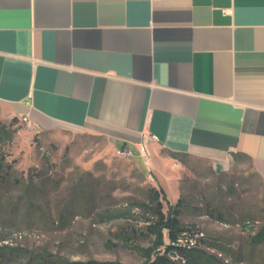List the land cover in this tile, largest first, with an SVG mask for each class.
Wrapping results in <instances>:
<instances>
[{"label": "crops", "instance_id": "0c3cea01", "mask_svg": "<svg viewBox=\"0 0 264 264\" xmlns=\"http://www.w3.org/2000/svg\"><path fill=\"white\" fill-rule=\"evenodd\" d=\"M23 115L159 184L178 156L264 179V0H0V121Z\"/></svg>", "mask_w": 264, "mask_h": 264}, {"label": "rangeland", "instance_id": "374dc122", "mask_svg": "<svg viewBox=\"0 0 264 264\" xmlns=\"http://www.w3.org/2000/svg\"><path fill=\"white\" fill-rule=\"evenodd\" d=\"M11 127L1 148L12 169L0 176V264H145L139 248L151 242L137 236L132 202L148 186L171 205L181 199L190 245L212 264H264V179L246 159L215 173L205 160L178 156L179 168L166 162L159 184L144 160L117 153L103 136L39 130L16 117Z\"/></svg>", "mask_w": 264, "mask_h": 264}, {"label": "trees", "instance_id": "16d2710c", "mask_svg": "<svg viewBox=\"0 0 264 264\" xmlns=\"http://www.w3.org/2000/svg\"><path fill=\"white\" fill-rule=\"evenodd\" d=\"M13 117L9 124L0 122V176L5 181L12 166L5 160L1 151L2 145L10 142L15 128H12ZM181 199L171 205L162 188L148 186L142 200L132 202V208L137 210V221L142 224V229L137 232L138 237H144L151 242L148 248H139L146 257L145 264H177L180 259L187 264H212L203 251L196 247H186L178 243L183 238V233H191L179 218ZM166 204V207H165ZM213 214V213H212ZM217 218H221L218 216ZM127 239V237H124ZM138 248V247H136ZM65 264H126L119 261H68Z\"/></svg>", "mask_w": 264, "mask_h": 264}, {"label": "built area", "instance_id": "2783aa9c", "mask_svg": "<svg viewBox=\"0 0 264 264\" xmlns=\"http://www.w3.org/2000/svg\"><path fill=\"white\" fill-rule=\"evenodd\" d=\"M20 120L27 126V127H33V123L31 122L30 118L28 117V115H23L20 117ZM142 152L145 151V148L140 150ZM117 153H120L122 155H125V156H130V152L128 151H125L124 149L122 148H119L117 149ZM184 237L179 239L178 240V243L183 246H186V247H192L190 245V242H192V239H193V235H192V232L191 233H183L182 234Z\"/></svg>", "mask_w": 264, "mask_h": 264}]
</instances>
